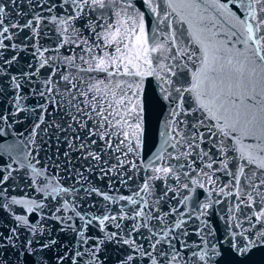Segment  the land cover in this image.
Instances as JSON below:
<instances>
[{"label": "snow or ice", "instance_id": "obj_1", "mask_svg": "<svg viewBox=\"0 0 264 264\" xmlns=\"http://www.w3.org/2000/svg\"><path fill=\"white\" fill-rule=\"evenodd\" d=\"M17 3L0 0V264H246L264 246V0Z\"/></svg>", "mask_w": 264, "mask_h": 264}, {"label": "water", "instance_id": "obj_2", "mask_svg": "<svg viewBox=\"0 0 264 264\" xmlns=\"http://www.w3.org/2000/svg\"><path fill=\"white\" fill-rule=\"evenodd\" d=\"M8 9L10 12L13 13L14 18H15V13L17 11H24V12H30L31 11L29 9L28 5L25 3V0H18V3L16 5L9 4ZM23 19L24 18H21V22H23ZM17 42H19V41H17ZM41 43L47 44L48 40L46 38H44L41 40ZM9 55H11V53H9ZM24 55H25V60L21 61L22 64L25 63V61H27V59L29 58L28 54H24ZM0 99H2V98H0ZM164 115H166V106L155 108L153 110V112L150 116L151 128H152L153 132H155V130L157 128V120L158 119L163 120ZM30 123H31L30 120L24 119L21 124L14 125V130L18 133H23L24 136H27L28 132L30 131ZM6 139L8 140V142H12L14 139H16V137L9 135L8 137H6ZM48 151H49V154L51 155L50 149H48ZM0 155H3V154H0ZM4 159L7 160V156H4ZM77 166H79V165L77 164ZM53 171H55V170H53ZM121 191H124V189H121ZM13 194H16V193L13 192ZM5 213H6V210L0 211V216H4ZM221 217H224V213L221 212L220 209L218 208L217 212L215 214H213V216L211 218V223H212V227H213L215 235L223 237V235H224V224L226 222V217L224 219H221ZM193 239H196V237H193ZM212 242L215 243L216 241H212ZM224 242H225L224 239H220L218 241L219 244H224ZM246 264H264V246H258L257 248L253 249L249 255V260L246 262Z\"/></svg>", "mask_w": 264, "mask_h": 264}]
</instances>
